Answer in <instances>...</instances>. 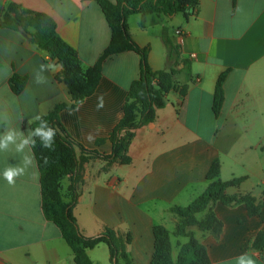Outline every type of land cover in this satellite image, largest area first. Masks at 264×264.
<instances>
[{"label": "crops", "instance_id": "0c3cea01", "mask_svg": "<svg viewBox=\"0 0 264 264\" xmlns=\"http://www.w3.org/2000/svg\"><path fill=\"white\" fill-rule=\"evenodd\" d=\"M11 3L52 17L83 69L92 67L111 41V27L94 0H0V11ZM127 25L133 41L149 48L153 70L168 68L162 38L167 29L182 55L192 58L195 82L185 96L177 89L169 91L155 120L135 131L129 164L111 163L76 147L83 168L74 216L86 237L108 228L119 236L130 234L124 252L131 264L151 263L154 229L165 226L176 262L188 239L175 234L179 217L172 208L190 205L213 181L235 178L242 182L229 187L228 194L263 199L264 0H199L193 15L134 14ZM140 61L134 51L107 58L94 93L60 112L69 135L85 149L112 152L108 136L123 117L129 88L140 76ZM41 64L61 66L20 30L0 27V131L8 124L27 134L34 116L72 103L60 77L62 67L53 73L41 70ZM15 74L27 78L21 89L13 80ZM221 76L224 99L216 113L214 95ZM37 79L45 82L36 83ZM99 97L103 107L98 109ZM100 139L104 141L98 143ZM9 147L10 151H0V264H77L60 228L44 215L36 158L24 164L33 150L25 146L17 153L15 145ZM215 159L221 170L210 181L207 173ZM8 165L25 169L11 185L4 177ZM62 183L66 194L70 176ZM214 211L223 223L219 236L194 228L211 264H237L241 255L264 264V248H259L264 239L256 244L264 234V208L250 216L244 204L230 207L218 202ZM87 254L93 264H112L105 243L88 248ZM119 263L127 264L121 256Z\"/></svg>", "mask_w": 264, "mask_h": 264}, {"label": "trees", "instance_id": "16d2710c", "mask_svg": "<svg viewBox=\"0 0 264 264\" xmlns=\"http://www.w3.org/2000/svg\"><path fill=\"white\" fill-rule=\"evenodd\" d=\"M101 6L111 27V41L99 60L90 68L83 69L76 50L66 43L57 32L55 20L47 14L33 12L11 3L3 14H0V27L19 30L22 26L32 34V42L38 45L52 59L62 66L61 80L68 87L72 98L71 104H58L42 119L48 121L50 127L56 129L53 149L41 147V141L36 140L32 149L35 155L39 172L42 193V209L45 217L56 224L72 248L77 264H93L87 254L88 248L105 243L110 249L112 264H120V256L131 264L125 251V246L131 241L130 234L119 236L108 228L94 237H86L78 227L74 216V207L79 198L78 184L82 180V161L78 158L76 147L83 153L102 158L108 162L129 164L131 158L129 149L135 131L155 120L157 111L166 105L165 95L172 89H177L185 96L192 83L195 82L192 58L181 53L180 45L174 43L164 29L162 38L167 50L168 68L153 70L148 62L149 48L139 47L131 38L127 19L134 14H164L174 16L178 13L193 15L197 12L199 0H94ZM134 51L140 56V76L134 80L129 88L128 97L123 107V117L109 134L112 143V152L108 155L85 149L78 144L67 132L60 120V112L65 108H75L86 97L96 90L102 76L103 62L116 54ZM224 76H221L214 95V110L217 113L224 99L222 89ZM14 82L23 88L26 77L14 75ZM39 121L33 123L34 129ZM104 139L98 140V143ZM221 170V164L215 159L207 173V178L213 181ZM70 176L71 183L68 192H63V179ZM242 179L235 178L227 182L213 181L208 188L190 205L174 207L171 212L179 217L175 234L188 239L179 251L177 261L172 258V243L170 234L165 226H156L155 253L150 264H211L207 247L196 237L194 228L203 232H211L219 236L223 223L214 211L218 202L234 207L244 204L250 216L260 214L264 208L263 199L258 201L251 194L230 195L226 190L237 186ZM206 212L203 218L199 215ZM264 239L260 236L256 244ZM259 248H264L260 245ZM122 254V255H121Z\"/></svg>", "mask_w": 264, "mask_h": 264}, {"label": "clouds", "instance_id": "9594fccd", "mask_svg": "<svg viewBox=\"0 0 264 264\" xmlns=\"http://www.w3.org/2000/svg\"><path fill=\"white\" fill-rule=\"evenodd\" d=\"M58 66L55 64H41L40 69H49L51 72L55 73L58 69ZM44 79H37L36 83H43ZM100 101L97 104V108L103 107L102 97H99ZM34 121H39V124L34 129H28L27 134L24 131L17 130L13 127H10L8 124L3 126V130L0 131V151L9 150L10 145H15V151L17 153H22L25 146L29 147V152L32 153V149L36 146V140L33 137L38 138L41 141V147L44 149H53L54 140L56 136V129L50 127L48 121L42 119L41 116L36 115L32 118ZM19 140V143L17 141ZM35 160L34 154L31 156L24 157L25 166L32 164ZM25 169L19 166L8 165L5 168L4 177L5 180L11 185L15 183V179L24 174ZM237 264H257V261L249 258L247 255H241L238 257Z\"/></svg>", "mask_w": 264, "mask_h": 264}, {"label": "water", "instance_id": "95a60500", "mask_svg": "<svg viewBox=\"0 0 264 264\" xmlns=\"http://www.w3.org/2000/svg\"><path fill=\"white\" fill-rule=\"evenodd\" d=\"M19 30L29 39H32V34L30 32H28L27 30H25L22 26L19 27Z\"/></svg>", "mask_w": 264, "mask_h": 264}, {"label": "rangeland", "instance_id": "374dc122", "mask_svg": "<svg viewBox=\"0 0 264 264\" xmlns=\"http://www.w3.org/2000/svg\"><path fill=\"white\" fill-rule=\"evenodd\" d=\"M0 14H3L2 11H0Z\"/></svg>", "mask_w": 264, "mask_h": 264}, {"label": "built area", "instance_id": "2783aa9c", "mask_svg": "<svg viewBox=\"0 0 264 264\" xmlns=\"http://www.w3.org/2000/svg\"><path fill=\"white\" fill-rule=\"evenodd\" d=\"M178 33H181L180 31H178Z\"/></svg>", "mask_w": 264, "mask_h": 264}]
</instances>
